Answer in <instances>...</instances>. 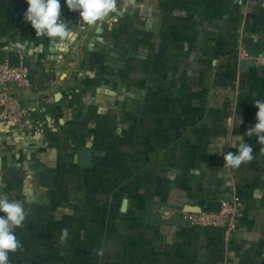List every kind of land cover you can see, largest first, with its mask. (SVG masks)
Here are the masks:
<instances>
[{"label": "crops", "instance_id": "0c3cea01", "mask_svg": "<svg viewBox=\"0 0 264 264\" xmlns=\"http://www.w3.org/2000/svg\"><path fill=\"white\" fill-rule=\"evenodd\" d=\"M119 1L137 3L134 13L144 20L150 37L138 45L106 43L95 48L103 58L97 54L92 64L96 72L90 73L94 107L144 110L148 79L161 82L146 70L150 53H155L167 56L164 77L171 87L172 110L190 116L189 121L195 119L190 124L195 133L186 140L185 154H167L160 167V190L168 204L161 206L160 220L149 224L154 230L148 236L157 243L154 256L160 260L158 264H264V145L246 135L257 123L254 103L264 101V91L249 92L257 84L251 77L257 64L245 70L242 64L247 59L245 51L259 49L256 18L262 11L258 9L260 0ZM65 9V17L72 14ZM45 67H32L33 86L26 91L29 130L19 135L0 124V165L5 170L0 184L4 173L23 178L29 201L39 207H48L53 201L50 180L64 177L57 167L63 156L55 151V139L61 134L56 117L72 106V93L63 90L65 81L54 78V72ZM100 82L106 85L100 86ZM241 136L253 147L252 161L237 169L224 166V154L237 149L226 143L219 152V141L226 138L229 143H239ZM83 147L79 146L78 161ZM223 197L239 201L232 234L187 226L184 214L189 206Z\"/></svg>", "mask_w": 264, "mask_h": 264}, {"label": "rangeland", "instance_id": "374dc122", "mask_svg": "<svg viewBox=\"0 0 264 264\" xmlns=\"http://www.w3.org/2000/svg\"><path fill=\"white\" fill-rule=\"evenodd\" d=\"M262 1L256 18L258 52L264 51ZM60 3L62 19L73 33L63 40L35 33L23 18L26 0H0V48L20 50L32 67L45 64L44 69L53 71L54 78L65 81L63 90L70 94L75 90L80 101L72 94L70 110L60 111L56 117L61 134L55 139V151L64 158L57 167L64 177L50 180L55 193L48 207L29 201L23 178L3 175L0 194L19 200L27 212L23 225L15 229L20 248L9 253L10 264H158L160 260L154 256L157 243L148 236L154 230L149 224L160 220L161 206L168 204L160 190V167L167 154H185L186 140L195 133L190 128L195 119L191 122L190 116L172 110L171 87L164 77L167 56L155 53H150L146 70L161 82L148 79L144 110L94 107L90 73L96 72L92 64L101 54L95 48L106 43L142 44L150 33L134 13L136 2L117 0L114 11L96 26L84 24L77 11L65 17L67 5L65 0ZM126 10L132 14H123ZM137 69L134 65L133 70ZM251 77L257 84L249 92L264 91V65L257 64ZM79 146L93 150L92 165L79 164ZM2 172L4 166L0 165ZM71 198L74 206H63L62 202ZM63 229L68 230V236L61 241Z\"/></svg>", "mask_w": 264, "mask_h": 264}, {"label": "clouds", "instance_id": "9594fccd", "mask_svg": "<svg viewBox=\"0 0 264 264\" xmlns=\"http://www.w3.org/2000/svg\"><path fill=\"white\" fill-rule=\"evenodd\" d=\"M28 7L23 18L30 22L35 33L47 36L50 39L61 40L73 33L68 24L62 19L60 0H26ZM69 10L79 12L81 21L88 26H96L98 22L105 21L116 7V0H65ZM258 109L256 112L257 123L246 132L249 137L255 136L257 142L264 145V101L257 99L254 103ZM229 125L232 121L229 118ZM237 123H242L238 120ZM229 144L237 149L236 152L224 154V166L237 169L243 163L253 159V147L244 142L243 136L240 142L229 143L226 138L221 139L218 151H223V146ZM0 264H10L9 253L20 248V241L15 235V229L23 225L27 212L24 204L19 200H10L6 195L0 194ZM68 236V230L63 229L61 241Z\"/></svg>", "mask_w": 264, "mask_h": 264}, {"label": "built area", "instance_id": "2783aa9c", "mask_svg": "<svg viewBox=\"0 0 264 264\" xmlns=\"http://www.w3.org/2000/svg\"><path fill=\"white\" fill-rule=\"evenodd\" d=\"M16 51L20 53L18 66H11L7 59L0 62V124L10 126L22 135L29 130L26 91L33 86L32 66L20 50ZM244 56L258 65H264V51H245ZM218 200L221 202L219 212L185 213L187 226L192 229H223L232 234L237 227L239 201L227 197Z\"/></svg>", "mask_w": 264, "mask_h": 264}, {"label": "water", "instance_id": "95a60500", "mask_svg": "<svg viewBox=\"0 0 264 264\" xmlns=\"http://www.w3.org/2000/svg\"><path fill=\"white\" fill-rule=\"evenodd\" d=\"M7 59L11 66H18L20 64V53L18 51H8L0 48V62ZM243 69H247L254 64L252 59H243ZM93 150L89 147H83L79 151V163L82 166H90L93 163ZM221 209L220 200H208L201 206H189L186 212H219Z\"/></svg>", "mask_w": 264, "mask_h": 264}, {"label": "trees", "instance_id": "16d2710c", "mask_svg": "<svg viewBox=\"0 0 264 264\" xmlns=\"http://www.w3.org/2000/svg\"><path fill=\"white\" fill-rule=\"evenodd\" d=\"M71 93L75 95V90L72 89V90H71ZM75 100H76V101H79V97H76ZM79 102H80V101H79ZM76 103H77V102H76ZM73 198H75V197H73ZM73 198H71L70 201H64V202H62L63 206H66V207H68V206H70V207L74 206L75 202L72 201Z\"/></svg>", "mask_w": 264, "mask_h": 264}]
</instances>
